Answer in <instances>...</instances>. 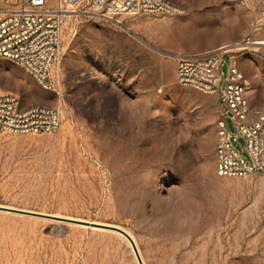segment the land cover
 Masks as SVG:
<instances>
[{"label": "rangeland", "instance_id": "1", "mask_svg": "<svg viewBox=\"0 0 264 264\" xmlns=\"http://www.w3.org/2000/svg\"><path fill=\"white\" fill-rule=\"evenodd\" d=\"M171 1L184 12L68 17L60 94L0 59V91L60 111L53 132L0 131V264H138L105 225L130 234L143 264H264V174H216L217 94L178 85L174 61L228 48L220 85L231 55L260 106L264 48L235 43L262 2Z\"/></svg>", "mask_w": 264, "mask_h": 264}, {"label": "built area", "instance_id": "2", "mask_svg": "<svg viewBox=\"0 0 264 264\" xmlns=\"http://www.w3.org/2000/svg\"><path fill=\"white\" fill-rule=\"evenodd\" d=\"M244 4L249 0H236ZM254 31L264 25V0ZM184 9L171 0H0V59L14 62L43 89L60 94L58 82L51 77L59 62L61 29L64 21L79 13L99 16L119 14L176 15ZM239 47L259 49L263 42L247 37ZM228 48H212L197 54H176L175 80L205 94H217L220 113L216 122L215 172L219 176L264 174V103L250 104V85L229 56V71L221 86L219 67ZM236 132L231 133L227 121ZM60 125L57 107L24 106L19 96L0 91V131L48 133ZM231 137L243 140L245 159L231 143Z\"/></svg>", "mask_w": 264, "mask_h": 264}, {"label": "water", "instance_id": "3", "mask_svg": "<svg viewBox=\"0 0 264 264\" xmlns=\"http://www.w3.org/2000/svg\"><path fill=\"white\" fill-rule=\"evenodd\" d=\"M18 211L24 212V213H32V212L24 211V210H18ZM33 214H39V213H33ZM105 227L122 234L129 241V243H130V245H131V247L133 249V252H134V254H135L136 258H137L138 264H143L133 239L131 238V236L125 230H123L120 227L113 226V225H105Z\"/></svg>", "mask_w": 264, "mask_h": 264}, {"label": "crops", "instance_id": "4", "mask_svg": "<svg viewBox=\"0 0 264 264\" xmlns=\"http://www.w3.org/2000/svg\"><path fill=\"white\" fill-rule=\"evenodd\" d=\"M260 8V7H259ZM250 37L253 41H262L264 42V25L260 27V29L254 31L250 34ZM260 39V40H259ZM256 48V47H254ZM261 48H264V46H261ZM264 60V59H263ZM249 96H250V91H249ZM250 99V97H249ZM251 104V102H250ZM263 104V103H262ZM261 104V105H262ZM252 105V104H251ZM260 105V106H261ZM253 106V105H252ZM254 107H259V106H254Z\"/></svg>", "mask_w": 264, "mask_h": 264}, {"label": "bare ground", "instance_id": "5", "mask_svg": "<svg viewBox=\"0 0 264 264\" xmlns=\"http://www.w3.org/2000/svg\"><path fill=\"white\" fill-rule=\"evenodd\" d=\"M260 40V39H259ZM260 42H263V40L262 41H260ZM264 43V42H263ZM130 235V234H129ZM132 238V237H131ZM133 239V238H132ZM133 241H134V239H133ZM134 243H135V241H134ZM140 258H142L141 256H140ZM143 262V261H142Z\"/></svg>", "mask_w": 264, "mask_h": 264}]
</instances>
